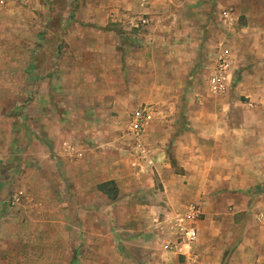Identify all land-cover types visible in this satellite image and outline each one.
Masks as SVG:
<instances>
[{
	"label": "rangeland",
	"instance_id": "rangeland-1",
	"mask_svg": "<svg viewBox=\"0 0 264 264\" xmlns=\"http://www.w3.org/2000/svg\"><path fill=\"white\" fill-rule=\"evenodd\" d=\"M242 130L264 145V0H0V264H147L183 225L199 264H264Z\"/></svg>",
	"mask_w": 264,
	"mask_h": 264
},
{
	"label": "crops",
	"instance_id": "crops-1",
	"mask_svg": "<svg viewBox=\"0 0 264 264\" xmlns=\"http://www.w3.org/2000/svg\"><path fill=\"white\" fill-rule=\"evenodd\" d=\"M258 123H260V122H258ZM240 133L242 134V135L240 134V149H239L240 150V158H241L240 165L242 166V167H240V169H242V171H244V172H247L249 170H253V169H251L254 167V166L252 167V165H254L253 164L254 161L259 162L258 161L259 157H261L264 160V158L262 157V153H264V145H262L260 147V144H257L258 138L255 137L256 136L255 131L248 132V134H247V132H245V130H242ZM244 133H246V135H243ZM217 137L218 136L216 135L215 138L218 139ZM220 140H222V139L220 138ZM150 162H152V161H150ZM262 162H260V163H262V165L264 166V161H262ZM258 169H262L260 167V164L258 165ZM263 169H264V167H263ZM156 170L160 173V177L163 180V177L166 174V172H165L166 170L163 169L162 165H157ZM162 175H163V177H162ZM163 183H164V181H163ZM259 186L264 187V171H261V170H257L256 175H253L252 177L246 176L245 179H243L242 181L240 180V189H244V188L250 189V188H255V187H259ZM178 218H179V216H178ZM157 219H159V218H157ZM158 225H159V223H158ZM158 225L154 226V228H157ZM160 229L161 228L156 229L157 230L156 232L153 231L152 232L153 234L151 236H155L157 233L160 234ZM168 239H170L172 242H174L173 243L174 244L173 250H171V251H170V249L168 250L169 246L165 249L164 245H163V249L159 250V251H157L156 248L151 249V250H149V255L146 256V259L145 260L143 259L144 262H146L147 264H169L168 262L165 263L164 256L170 255V256H172L170 258L172 260V264H199V262H198L199 258L196 256L197 251L195 252V248H196L195 243L188 244L178 234L177 230L175 232H173V234L170 235ZM150 247H149V249H150ZM196 260H197V263H195ZM180 261H183V262H180Z\"/></svg>",
	"mask_w": 264,
	"mask_h": 264
},
{
	"label": "built area",
	"instance_id": "built-area-1",
	"mask_svg": "<svg viewBox=\"0 0 264 264\" xmlns=\"http://www.w3.org/2000/svg\"><path fill=\"white\" fill-rule=\"evenodd\" d=\"M141 24H146L147 20L141 19ZM228 52H222L221 60L226 56ZM220 67L223 68V64H220ZM215 76L209 80L208 85L211 91L215 94H223L225 93V80L226 78L222 76ZM154 112L151 108L146 107L143 109H138L134 111L131 122H130V130L135 134L143 133L147 130V128L154 122ZM186 212L182 213L179 217L180 222L184 223L185 225L187 222L189 224H194L200 217V210L197 205H190L189 209L185 210ZM193 226V225H192ZM188 226L185 227L184 225L181 227V237L184 239L188 244H191L198 238L197 230L192 227Z\"/></svg>",
	"mask_w": 264,
	"mask_h": 264
},
{
	"label": "trees",
	"instance_id": "trees-1",
	"mask_svg": "<svg viewBox=\"0 0 264 264\" xmlns=\"http://www.w3.org/2000/svg\"><path fill=\"white\" fill-rule=\"evenodd\" d=\"M103 191H105V190H103Z\"/></svg>",
	"mask_w": 264,
	"mask_h": 264
}]
</instances>
